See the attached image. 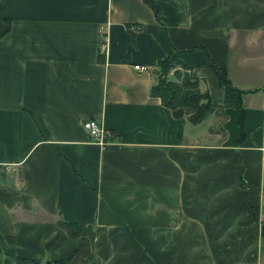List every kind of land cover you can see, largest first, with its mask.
Wrapping results in <instances>:
<instances>
[{"label": "crops", "instance_id": "0c3cea01", "mask_svg": "<svg viewBox=\"0 0 264 264\" xmlns=\"http://www.w3.org/2000/svg\"><path fill=\"white\" fill-rule=\"evenodd\" d=\"M164 60L216 105L223 69L242 129L231 108L191 125L161 106ZM263 151L264 0L0 2V264L66 259L59 219L97 227L89 264H258Z\"/></svg>", "mask_w": 264, "mask_h": 264}, {"label": "trees", "instance_id": "16d2710c", "mask_svg": "<svg viewBox=\"0 0 264 264\" xmlns=\"http://www.w3.org/2000/svg\"><path fill=\"white\" fill-rule=\"evenodd\" d=\"M212 72L215 76L218 87L223 89V98L221 105H216L211 102L207 92H201L199 86L203 84V80L194 78L188 73V68L172 71V79L168 78L171 71V66L167 60L159 63L158 69L152 72L155 84L150 88L149 95L157 98L164 108L173 110L182 108L184 110L186 121L191 125L200 124L210 115L219 118L220 121L225 119L223 110L231 108L239 113L237 124L242 129L244 119V110L241 104V97L246 92L239 91L232 87L227 79L225 71L212 65ZM248 93V92H247ZM209 133L214 130L209 128ZM220 137L218 141L225 138L223 130L220 129ZM217 132V131H216ZM219 133V132H217ZM216 134V133H214ZM243 139L241 133L240 138L234 142L237 145ZM249 212L254 215L255 208L249 207ZM56 226L62 230L70 239H78L77 247L69 254L66 259H57L48 261L42 255L17 254L14 257V264H88L92 258V252L96 249L97 227L92 225H84L77 223L66 222L59 219L55 222ZM260 242L264 241V223L259 222ZM53 244V241L45 246L48 249Z\"/></svg>", "mask_w": 264, "mask_h": 264}, {"label": "built area", "instance_id": "2783aa9c", "mask_svg": "<svg viewBox=\"0 0 264 264\" xmlns=\"http://www.w3.org/2000/svg\"><path fill=\"white\" fill-rule=\"evenodd\" d=\"M106 49V39L102 37L100 44V53L104 54ZM134 70L145 71L146 68L143 66H133ZM81 128L89 135L92 142L99 145L101 148L111 142V133L107 131L101 124L94 120H87L82 123ZM5 171H10L9 168L5 167Z\"/></svg>", "mask_w": 264, "mask_h": 264}, {"label": "rangeland", "instance_id": "374dc122", "mask_svg": "<svg viewBox=\"0 0 264 264\" xmlns=\"http://www.w3.org/2000/svg\"><path fill=\"white\" fill-rule=\"evenodd\" d=\"M243 75H244V73L241 76H243ZM247 82L248 83H255L256 81L254 79H250V77H249V78H247ZM263 157H264V151H263ZM242 185H244V184H242ZM261 191H262V196H263V206H261L259 208V211H260V215H259L260 221L259 222L264 223V177H263V184H261ZM257 219H258V217H257ZM93 252H92V254H93ZM91 260H92V258H91ZM257 260H258V264H264V241H262L261 248H259V254L257 255Z\"/></svg>", "mask_w": 264, "mask_h": 264}, {"label": "water", "instance_id": "95a60500", "mask_svg": "<svg viewBox=\"0 0 264 264\" xmlns=\"http://www.w3.org/2000/svg\"><path fill=\"white\" fill-rule=\"evenodd\" d=\"M1 1H2V0H0V2H1ZM44 264H50V263L46 261V262H44Z\"/></svg>", "mask_w": 264, "mask_h": 264}]
</instances>
